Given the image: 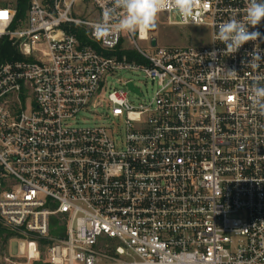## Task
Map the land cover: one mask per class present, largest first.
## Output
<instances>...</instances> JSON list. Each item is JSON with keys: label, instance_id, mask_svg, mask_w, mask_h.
Returning <instances> with one entry per match:
<instances>
[{"label": "built area", "instance_id": "1", "mask_svg": "<svg viewBox=\"0 0 264 264\" xmlns=\"http://www.w3.org/2000/svg\"><path fill=\"white\" fill-rule=\"evenodd\" d=\"M76 1L28 0L15 28L16 7L0 5V39L21 56L0 62V227L12 234L0 264H264V117L250 100L264 19L227 56L218 25L243 20L248 0H195L198 25L162 12L208 27L201 46L97 32L111 0H81L91 19Z\"/></svg>", "mask_w": 264, "mask_h": 264}, {"label": "clouds", "instance_id": "2", "mask_svg": "<svg viewBox=\"0 0 264 264\" xmlns=\"http://www.w3.org/2000/svg\"><path fill=\"white\" fill-rule=\"evenodd\" d=\"M195 0H111V6L103 12V19L96 30L105 32H127L146 35L158 26L162 12L173 13L178 19L198 25L199 16L194 11ZM264 19V0H248L243 20L230 18L218 25L215 40L226 47L223 54L230 56L250 41L260 38L255 28ZM210 55H214L211 53ZM259 55L252 59L259 60ZM264 78H257L251 87V105L260 117H264Z\"/></svg>", "mask_w": 264, "mask_h": 264}, {"label": "rangeland", "instance_id": "3", "mask_svg": "<svg viewBox=\"0 0 264 264\" xmlns=\"http://www.w3.org/2000/svg\"><path fill=\"white\" fill-rule=\"evenodd\" d=\"M16 0H0V5L5 7H15ZM93 7L89 1H81L77 0L73 5V13L75 16L85 19H91L93 13ZM24 21V19H23ZM20 24L23 26L24 23ZM154 37H156L157 44L160 46H183V45H207L210 39V29L206 26H188V25H170L167 22V15L165 13H161L158 26L156 30L152 33ZM138 44L142 48H146L147 45L144 41H138ZM126 47L132 48V44H129V41L125 43ZM122 79H130L132 80L135 85H137L141 91L143 92V98L150 97L152 94L151 84L145 82L142 78L141 74H136L133 72H122L121 73ZM116 87H120V84L117 83ZM129 97L135 99L132 94H129ZM30 100V98H29ZM136 102H140L141 100L138 98L135 100ZM92 123V122H90ZM90 123H83V124H90ZM17 238L13 239L16 240ZM12 238L9 239L7 244H3L0 241V254L2 257H9V252L11 250L10 241ZM40 252H41V259L46 257V244L40 242ZM2 263L5 264L6 262L2 260Z\"/></svg>", "mask_w": 264, "mask_h": 264}, {"label": "trees", "instance_id": "4", "mask_svg": "<svg viewBox=\"0 0 264 264\" xmlns=\"http://www.w3.org/2000/svg\"><path fill=\"white\" fill-rule=\"evenodd\" d=\"M14 5L16 7V19L12 24V28L17 27V24L24 19L27 10L28 0H16ZM72 32L75 33V35L82 43L94 44L91 40H89L85 28L80 26H73ZM17 58H21V56L19 55L12 41L9 40L7 37H3L2 39H0V62L10 61ZM56 220L57 219L53 218L50 221V234H59L63 233L64 231L63 226L54 228L55 224L57 223ZM11 237V233L6 232L3 228L0 227V241H2L3 244H7Z\"/></svg>", "mask_w": 264, "mask_h": 264}, {"label": "water", "instance_id": "5", "mask_svg": "<svg viewBox=\"0 0 264 264\" xmlns=\"http://www.w3.org/2000/svg\"><path fill=\"white\" fill-rule=\"evenodd\" d=\"M155 30H156V29H155ZM155 30H152L151 32H154ZM151 44H152V45H155V44H156V39H155L154 37L151 39ZM128 86H129V87H132L131 84H129ZM12 245H13V252H14L15 242H14Z\"/></svg>", "mask_w": 264, "mask_h": 264}, {"label": "snow or ice", "instance_id": "6", "mask_svg": "<svg viewBox=\"0 0 264 264\" xmlns=\"http://www.w3.org/2000/svg\"><path fill=\"white\" fill-rule=\"evenodd\" d=\"M231 99V98H230Z\"/></svg>", "mask_w": 264, "mask_h": 264}]
</instances>
